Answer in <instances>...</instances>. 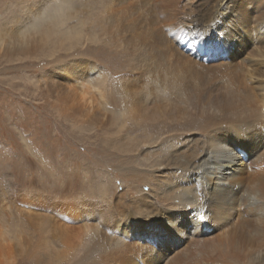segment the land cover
<instances>
[{
  "label": "rangeland",
  "instance_id": "obj_1",
  "mask_svg": "<svg viewBox=\"0 0 264 264\" xmlns=\"http://www.w3.org/2000/svg\"><path fill=\"white\" fill-rule=\"evenodd\" d=\"M141 1L0 0V42L5 33L18 28L25 33L24 40L31 41L26 54L6 55V51H0V234L9 245L4 252L0 250V264H118L122 253V264H137L131 256L125 258L133 253V245L114 238L116 232L111 224L116 223L121 211L129 215L141 192L139 180L134 178L141 168V158L137 153L132 155L120 150L118 142L133 140L131 143L138 146L143 140L140 135L146 120L138 118V112L129 114L128 111L137 109L134 104L140 92L145 96L147 89L151 93L156 88L155 80L167 85V93H174L178 78H202L206 72L203 78H227L218 72L223 63L220 64L222 60L214 48L219 45V37L226 35L230 40L241 29L238 23L231 25V17L221 19L219 6L226 0H217L212 24L207 29L201 26V31L206 32H199L197 36L209 40L213 57L202 56L194 49V42L189 44L188 36L192 39L194 33L187 27L197 19L203 0ZM252 1V5L243 2L249 11L241 23L264 33V0ZM54 9L65 11L60 18L57 15L60 22L52 15ZM15 18L19 20L16 25ZM35 25L37 28H32ZM250 41L254 45L246 44L245 49L239 43L232 45L235 61L230 64L237 66L240 62L238 67H241H236L229 78H241L256 69L259 73L264 71V58L254 54L264 51V35H256L255 42ZM195 58L204 60L207 70H212L207 71V66L195 62ZM257 76L261 77L254 75L253 78ZM68 88L85 95L95 112L86 115L64 107L58 100V90ZM192 112V116L183 117L184 112L179 111L177 118L168 120L175 126L166 128L176 129L174 120L187 125L186 120L202 118L199 107ZM102 116L105 121L111 118L110 124L101 123ZM83 206L94 209L100 220L94 225L86 223V218L96 215L87 213ZM28 212L49 215L41 221L45 227L35 226ZM54 220L73 226L89 224L96 230L76 249H68L65 258H57L51 250L64 251V246L57 240ZM185 241L187 238L182 241L183 248L191 255V263L187 264L206 262L204 257L206 263L224 264L221 258L217 262L211 260L210 251ZM107 252L111 257L106 256ZM236 256V263L246 264L244 253Z\"/></svg>",
  "mask_w": 264,
  "mask_h": 264
},
{
  "label": "bare ground",
  "instance_id": "obj_2",
  "mask_svg": "<svg viewBox=\"0 0 264 264\" xmlns=\"http://www.w3.org/2000/svg\"><path fill=\"white\" fill-rule=\"evenodd\" d=\"M244 1L248 2V5H252L253 2L252 0H226L224 5L219 6L218 14L221 15L223 21L231 17V25L238 23L241 27L239 30L236 29L238 33L232 36L230 40L222 33L225 38L219 37L220 42L217 47L215 46L216 43L213 44L214 49H216L214 51L217 52L215 54L220 61L222 60L220 64L223 63L221 68L218 67L220 68L218 72L221 76H228L227 78H206L207 76L203 78L207 72L203 73L202 78H178L177 84L173 87L174 93H167V85L155 80L156 88L154 86L152 92L149 88L151 93H148V89L146 92L144 91L145 96L140 95L141 92L138 96L136 95L138 102L133 104L135 107L137 106V109L132 107L133 109L128 111L129 114L138 112V118L146 120L142 129L143 132L140 135L143 140H139L140 144L138 146L131 143L133 140L128 142L122 139L118 142L120 150L132 155L137 153L141 158V168L134 175V178L139 180L141 192H139L140 196L135 204L136 207H131L132 210L129 215L126 216L128 212L126 214L121 211L125 217L120 213V216L116 218V223L122 224L118 225L112 222L111 224L114 227L113 232H116L114 238L133 245V253L125 256V258L131 256V259L137 264L141 260L142 264H151L154 261H160L156 264L191 263L189 261L191 258L189 250L183 248L182 241L185 238H187L185 244L191 243L203 248L204 251H210L211 260L213 261L221 258L224 264H226L225 262L227 264H231V262L238 264L234 260L237 257L236 255L241 252L244 253V257L246 256L244 258L246 264H264V127H262L264 126V71L262 70L259 73L256 72V69L254 73L249 71L241 78H229V74L241 64L240 62L237 66L230 64L235 61L231 54L233 52L232 45L239 43L240 48L245 49L246 44L254 45L250 40L255 42L256 35H264L263 32L257 29H251L248 26L249 24L243 26L244 22L241 23V20L244 21V18H247L249 11L245 9ZM145 2L147 3V1ZM216 2L217 0H203V3H199L201 8L198 9L197 19H193L194 21L187 27L188 31L194 33L192 39H190L191 36H188L189 41H191L189 44L192 45V42H194L195 45L193 44V46L196 47L194 49L199 54H203L202 56L212 55L213 51L211 49H213V46L206 37L199 39L197 36L199 32H206L201 31L202 27V29H207L212 24ZM53 11L52 15L56 16L57 20V15L60 18V14L65 12L64 9H54ZM45 15L47 16V14ZM15 19L16 25L19 20ZM58 21L60 22V20ZM43 22L45 21L43 20ZM37 25L32 28H37ZM21 29L18 28L5 33L6 36H3L0 42V51H6V55L13 53L17 55L26 54L29 51L31 41L29 43L26 42L28 39L24 40L26 39L25 33L23 34L20 31ZM40 29L41 27L38 28V30ZM20 35H23V37L20 38ZM31 37H34V35ZM163 40L165 42V39ZM205 52L206 54H204ZM255 53L264 58V51ZM182 59H179V61ZM227 59L229 61L225 62L224 60ZM194 61L206 65L205 61L200 58H195ZM189 65L187 66L189 67ZM187 66H184V68ZM73 68L71 67L70 70H73ZM195 68L197 69V67ZM208 68L207 66L206 70ZM189 69L187 71H190ZM195 72L197 73V71ZM192 73L191 75L194 77ZM197 75L199 74L197 73ZM254 75H260L263 78L258 76V78H253ZM85 79H87V76ZM58 91V100L69 111L75 110L76 113L80 112L86 115H90L92 111L95 112L89 99L82 93L76 92L73 88L65 89V91L59 89ZM130 95H133L131 91ZM198 107L202 110V118L200 119L186 120L187 123L189 122L187 125L180 122V120H174L177 121L175 123L177 124L176 129L173 128L174 123L168 121L174 117L177 118L179 111L184 112L183 117L192 116L194 114L192 111L196 112ZM188 117L186 118L190 119ZM106 119L108 121H105V117L102 116L99 121L107 123L111 118ZM171 124H173V129L166 128L167 125ZM179 127L183 130H177ZM240 150L246 152L247 159L242 158ZM82 208H85L87 213L94 212V209H88L86 206ZM74 212L78 213V211ZM26 214L33 224L41 229L45 227L41 223L42 219H47L49 216L30 212ZM94 214L97 213L94 212ZM98 216L86 218V223H93L94 225L96 221L100 220ZM91 219L95 220L92 221ZM44 221L46 222V220ZM65 223H60L58 220L53 221L57 240L64 246V251L51 250L55 252L57 258L66 256L68 249L80 246L89 233L96 230L89 224L82 223L83 225L73 226ZM103 224L109 226L107 223ZM176 225H182V227H176ZM169 226H172L174 231H169ZM149 241L151 243H148ZM105 244L107 245L106 242ZM8 248V242L6 244L0 234V250L4 252ZM129 248L131 247L129 246ZM51 256L48 258L53 259ZM122 256L123 253L120 259H122ZM205 258L203 260L207 262ZM120 259L118 262L122 264L124 257L123 260ZM206 262H201V264H210Z\"/></svg>",
  "mask_w": 264,
  "mask_h": 264
},
{
  "label": "snow or ice",
  "instance_id": "obj_3",
  "mask_svg": "<svg viewBox=\"0 0 264 264\" xmlns=\"http://www.w3.org/2000/svg\"><path fill=\"white\" fill-rule=\"evenodd\" d=\"M264 127V126H262ZM176 227H182V225H176ZM169 231H174V228L172 226H169Z\"/></svg>",
  "mask_w": 264,
  "mask_h": 264
}]
</instances>
